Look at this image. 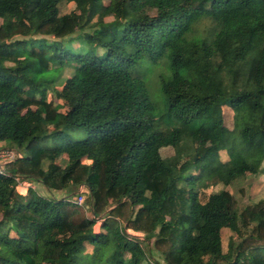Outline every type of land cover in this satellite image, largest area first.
<instances>
[{"label":"trees","instance_id":"trees-1","mask_svg":"<svg viewBox=\"0 0 264 264\" xmlns=\"http://www.w3.org/2000/svg\"><path fill=\"white\" fill-rule=\"evenodd\" d=\"M0 149V264H264V199L214 191L264 174V0H0Z\"/></svg>","mask_w":264,"mask_h":264},{"label":"rangeland","instance_id":"rangeland-1","mask_svg":"<svg viewBox=\"0 0 264 264\" xmlns=\"http://www.w3.org/2000/svg\"><path fill=\"white\" fill-rule=\"evenodd\" d=\"M106 4L109 3V0H104ZM75 10V5L73 3H62L59 6L60 15H66L71 13ZM113 21L112 17H108L104 19V22L109 24ZM94 26L97 27L96 21H94ZM163 61H160L156 65H148L147 68H145L144 73L149 81L150 86V92L152 95V98L157 101L161 98V94L158 91H155L159 87V76L162 74H165V77L169 76V69L168 67L164 66ZM71 75L70 70H65L60 77H58L56 84L53 88H56L57 90H60L62 85L65 82V79ZM163 99V98H162ZM48 100L53 101L55 104H61L60 100H57L55 98V95L53 94V91L50 89L48 91ZM225 114V122L227 127L232 130L233 129V113L229 109L224 110ZM195 146L198 149L204 148L206 145H208V142L203 137H197L194 140ZM2 146H6L5 144H1ZM183 147L181 145L175 146V147H168L164 146L160 149V154L163 158L176 156L179 159L180 165L182 166L183 163ZM223 159L225 160L224 154L222 155ZM57 164H59L61 167H65L67 163V157L66 155L60 154L57 156ZM88 162V161H86ZM24 180L27 183H30L32 188L38 191L39 194H42L44 196H48L51 198H64L67 197L69 200L76 201L75 199L79 197V187H73L70 186L66 191H57V190H47L44 186L41 184H34L31 179L24 178ZM28 187H20L19 191L25 194L28 191ZM225 190L228 191L230 194H232L235 199L238 202L239 208L242 209L245 206L251 205L254 202H257L261 199H264V174L260 175H249L247 174L245 178L240 179L233 183L231 186L225 187V186H217L214 191H220ZM89 194L88 192L85 193L84 198L85 200L88 198ZM84 206L85 212L87 216L93 217L91 207L88 205L86 206L85 201L82 204ZM100 220V219H99ZM101 221V220H100ZM100 223L96 224V229L99 230ZM130 234L137 236L140 240L144 239L143 233H136L133 231L129 232ZM230 233L226 234V239L224 242V250H227V244L229 242ZM147 255L150 256L153 260H157L158 262L164 263L161 255L150 245L146 249Z\"/></svg>","mask_w":264,"mask_h":264},{"label":"built area","instance_id":"built-area-1","mask_svg":"<svg viewBox=\"0 0 264 264\" xmlns=\"http://www.w3.org/2000/svg\"><path fill=\"white\" fill-rule=\"evenodd\" d=\"M21 157L20 154L15 152L14 150H9V149H0V174L4 173V166L10 162H13L17 158ZM18 185H17V190L20 194H23L22 192L19 191L20 187H28L30 188L32 185L30 183H27L26 181L21 180L20 178H16ZM88 190L86 187L81 186L79 190V197L76 198L75 202L79 205H82L85 201L84 195L87 193ZM100 223L101 221L99 219L96 220V224Z\"/></svg>","mask_w":264,"mask_h":264},{"label":"crops","instance_id":"crops-1","mask_svg":"<svg viewBox=\"0 0 264 264\" xmlns=\"http://www.w3.org/2000/svg\"><path fill=\"white\" fill-rule=\"evenodd\" d=\"M26 194V193H25Z\"/></svg>","mask_w":264,"mask_h":264}]
</instances>
